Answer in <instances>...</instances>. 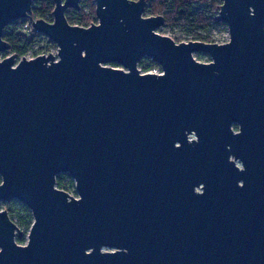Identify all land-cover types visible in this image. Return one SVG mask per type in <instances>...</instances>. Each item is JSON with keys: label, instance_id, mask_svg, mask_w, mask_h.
<instances>
[{"label": "water", "instance_id": "water-1", "mask_svg": "<svg viewBox=\"0 0 264 264\" xmlns=\"http://www.w3.org/2000/svg\"><path fill=\"white\" fill-rule=\"evenodd\" d=\"M222 1L225 43L160 33L147 0L32 22L58 50L0 60V202L33 216L20 244L0 210V264H264V0ZM32 7L0 0V53Z\"/></svg>", "mask_w": 264, "mask_h": 264}, {"label": "trees", "instance_id": "trees-1", "mask_svg": "<svg viewBox=\"0 0 264 264\" xmlns=\"http://www.w3.org/2000/svg\"><path fill=\"white\" fill-rule=\"evenodd\" d=\"M88 1L90 5L89 13H84L83 8L66 11V17L70 24L87 27L96 21L94 0ZM149 2V13L145 16L162 15L165 20L164 26H181L185 33L192 35V40L212 42L208 37L203 36L200 31L210 30L216 26H227L226 23L218 20L222 0H149ZM54 8V0H34L29 18L14 21L5 28L3 38L10 44L8 52L19 58L25 57L28 51L43 37L42 34L33 29L32 22L37 19L53 21ZM26 27L30 35L25 33L24 29ZM175 40L177 42L183 41V39ZM39 51L41 54L46 53L43 48H39ZM39 53H36V56ZM200 54L208 57L207 54ZM146 61L156 64L147 57L142 59L139 65L143 66L144 71L151 69L150 65H144ZM112 65L118 66V64ZM57 186L69 192L70 188H74L75 185L69 174L62 173L57 176ZM1 205L2 209L8 211L12 219L14 216L17 217L19 225L29 231L33 222L30 209L17 200L2 202ZM26 240L27 232L22 237H17L18 243L24 244Z\"/></svg>", "mask_w": 264, "mask_h": 264}, {"label": "rangeland", "instance_id": "rangeland-1", "mask_svg": "<svg viewBox=\"0 0 264 264\" xmlns=\"http://www.w3.org/2000/svg\"><path fill=\"white\" fill-rule=\"evenodd\" d=\"M89 1L88 0H80V5H81V8H83L84 10V13H89L90 12V5L88 3ZM33 3H34V0H33ZM149 0H147V4H146V7H145V15H147L149 13ZM96 23L98 22L97 20V17H96ZM25 33L27 35H30L28 33V29L27 27L24 29ZM159 32L164 34V35H167V36H170L174 39H183V41H189V40H192L191 38L192 35H189L187 33H185L181 26H178V25H175V26H172V25H166V26H163L162 28L159 29ZM200 33L203 35V36H206L208 37L212 42L214 43H225L229 40V32H228V28L227 26H216L210 30H204V31H200ZM43 35V34H42ZM51 41V42H50ZM39 48H43L46 53H52V54H57V50H58V46L55 42H53L52 40H50L48 37H46L45 35H43V37L41 38L40 41H38L27 53V55L25 57L27 58H33L36 56V53H39ZM12 53H9L8 51H3L0 53V60L4 59L5 57L11 55ZM41 54V53H39ZM38 54V55H39ZM195 58L199 61H202V62H209L210 61V57L208 56H202L200 53H196L195 55ZM21 58L17 57L16 56V61H19ZM145 66L147 65H150L151 68H154V67H157L158 64H153L152 62H149V61H146ZM114 67H117V66H114ZM139 68L141 69V71H144L143 69V66H140L139 65ZM69 193L72 194V195H75L77 196V193H76V190H75V186L74 188H70L69 190ZM2 202H0V210H2ZM28 208V207H27ZM29 209V208H28ZM14 219V222L20 227L21 231L24 232L26 234H28L29 231H27L25 228H22L19 223L17 222V217H13ZM23 233V234H24Z\"/></svg>", "mask_w": 264, "mask_h": 264}, {"label": "built area", "instance_id": "built-area-1", "mask_svg": "<svg viewBox=\"0 0 264 264\" xmlns=\"http://www.w3.org/2000/svg\"><path fill=\"white\" fill-rule=\"evenodd\" d=\"M44 54H48V53H44ZM40 55V54H39ZM38 56V55H37ZM36 57V56H35ZM34 58V57H33ZM142 72H152V73H161L162 69L161 67L158 65L157 67L151 68L148 71H142Z\"/></svg>", "mask_w": 264, "mask_h": 264}, {"label": "flooded vegetation", "instance_id": "flooded-vegetation-1", "mask_svg": "<svg viewBox=\"0 0 264 264\" xmlns=\"http://www.w3.org/2000/svg\"><path fill=\"white\" fill-rule=\"evenodd\" d=\"M236 127H237V128H236ZM234 129H235V130H238V126H237V125H234ZM20 244H21V243H20Z\"/></svg>", "mask_w": 264, "mask_h": 264}]
</instances>
